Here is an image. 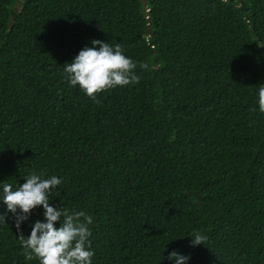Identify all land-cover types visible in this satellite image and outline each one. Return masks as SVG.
Returning <instances> with one entry per match:
<instances>
[{
  "label": "trees",
  "instance_id": "16d2710c",
  "mask_svg": "<svg viewBox=\"0 0 264 264\" xmlns=\"http://www.w3.org/2000/svg\"><path fill=\"white\" fill-rule=\"evenodd\" d=\"M241 1L23 0L13 20L0 0V185L61 178L49 202L92 216V264H264V0ZM92 39L147 64L139 83L70 86ZM6 220L0 264H38Z\"/></svg>",
  "mask_w": 264,
  "mask_h": 264
},
{
  "label": "clouds",
  "instance_id": "9594fccd",
  "mask_svg": "<svg viewBox=\"0 0 264 264\" xmlns=\"http://www.w3.org/2000/svg\"><path fill=\"white\" fill-rule=\"evenodd\" d=\"M91 44L92 47L81 48L72 61L63 66V78L70 86L78 87L93 102L99 103L97 97L100 93L139 83L136 69L138 66L147 69V64L138 65L125 55L119 43L92 39ZM257 103L259 111L264 113V84L258 88ZM23 180L15 187L9 183L0 185V201L6 206V211L0 214V221L7 222L6 217L11 213L20 232L21 224L29 220L32 210L43 208L44 219L31 223L29 235L22 232L18 235L25 259H36L38 264H92L95 254L90 239L92 216L83 210L70 211L64 205L53 206L49 202L55 190L63 189L59 187L62 179L55 175L44 178V173L33 171ZM188 236L192 238L190 244L193 247L208 244V236L199 230ZM168 259L175 260L176 264H187L190 256L172 250Z\"/></svg>",
  "mask_w": 264,
  "mask_h": 264
},
{
  "label": "water",
  "instance_id": "95a60500",
  "mask_svg": "<svg viewBox=\"0 0 264 264\" xmlns=\"http://www.w3.org/2000/svg\"><path fill=\"white\" fill-rule=\"evenodd\" d=\"M21 1H23V0H18V2L15 4V7H14V10H13V13H12V15H13V18L12 19L13 20L15 18H17L19 9L23 7ZM143 1H146V0H143ZM241 3L243 4L244 3V0H242ZM246 10H248V8H246ZM150 21H151V19H150ZM12 24H13V22H10L9 23L10 27H12ZM148 30H150V28H148ZM258 44L262 48V50L264 51V44L261 41H259Z\"/></svg>",
  "mask_w": 264,
  "mask_h": 264
}]
</instances>
